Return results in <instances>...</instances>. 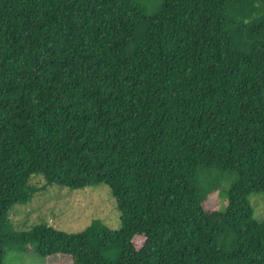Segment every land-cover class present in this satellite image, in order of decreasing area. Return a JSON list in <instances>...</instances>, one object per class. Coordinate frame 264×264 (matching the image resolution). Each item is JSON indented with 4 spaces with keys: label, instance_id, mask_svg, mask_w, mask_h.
<instances>
[{
    "label": "trees",
    "instance_id": "obj_1",
    "mask_svg": "<svg viewBox=\"0 0 264 264\" xmlns=\"http://www.w3.org/2000/svg\"><path fill=\"white\" fill-rule=\"evenodd\" d=\"M97 185L119 230L10 222L46 187ZM254 194L264 0H0V264L29 245L48 264H264Z\"/></svg>",
    "mask_w": 264,
    "mask_h": 264
},
{
    "label": "rangeland",
    "instance_id": "obj_2",
    "mask_svg": "<svg viewBox=\"0 0 264 264\" xmlns=\"http://www.w3.org/2000/svg\"><path fill=\"white\" fill-rule=\"evenodd\" d=\"M39 186L45 185L42 177L33 180ZM233 179L224 181L219 189V196L211 199L215 202L216 210L224 211L228 204L227 192ZM254 217L264 221V195L254 194L250 198ZM15 230L24 233L36 224L44 223L56 229L69 233L84 231L94 220L101 221L111 230L121 227V213L117 201L110 188L97 185L72 191L59 186L46 187L37 193L33 200L26 205H16L9 215ZM134 243L140 248L144 238H136ZM4 264H48L36 254L32 245L22 250H10L5 256Z\"/></svg>",
    "mask_w": 264,
    "mask_h": 264
}]
</instances>
